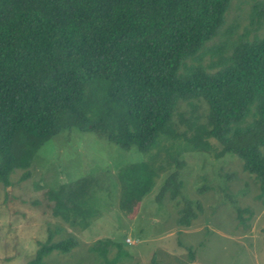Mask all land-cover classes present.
Listing matches in <instances>:
<instances>
[{"label": "trees", "instance_id": "1", "mask_svg": "<svg viewBox=\"0 0 264 264\" xmlns=\"http://www.w3.org/2000/svg\"><path fill=\"white\" fill-rule=\"evenodd\" d=\"M230 3L0 0V181L8 184L16 169L25 179L46 141L79 131L125 150H164L165 159L153 157L168 161L164 169L146 165L136 179L122 173L130 208L154 186L153 175L163 177L156 197L170 190L174 198L182 180L171 164L179 166L177 155L190 149L238 157L264 202V0L249 12L254 30L240 34L223 28ZM84 181L54 192V212H99V197ZM194 217L187 207L176 219L188 225ZM52 235L25 264L76 245ZM98 244L88 251L104 264L108 246L122 245L115 237Z\"/></svg>", "mask_w": 264, "mask_h": 264}, {"label": "rangeland", "instance_id": "2", "mask_svg": "<svg viewBox=\"0 0 264 264\" xmlns=\"http://www.w3.org/2000/svg\"><path fill=\"white\" fill-rule=\"evenodd\" d=\"M259 1L231 0L223 28L231 25L234 34L245 27L253 31L249 12ZM210 58L206 54L202 62ZM163 153L157 148L125 150L90 132L53 136L38 151L28 177L16 169L8 184L0 181V264H25L35 256L38 242L46 241L48 230L54 241L72 238L76 245L66 253L52 252L43 264H104L88 248L114 237L122 245L108 246L104 257L109 264H264V202L254 177L234 155L180 151L177 158L183 164H171L182 180L178 194L171 198L167 190L156 197L163 177L153 175L154 186L127 206L131 199L123 196L122 173L136 179L146 165L164 169L167 160L153 158H164ZM78 179L93 188L94 200L99 197V212L81 217L63 209L54 212V192L63 183L73 190ZM187 207L195 217L179 225L176 217Z\"/></svg>", "mask_w": 264, "mask_h": 264}]
</instances>
